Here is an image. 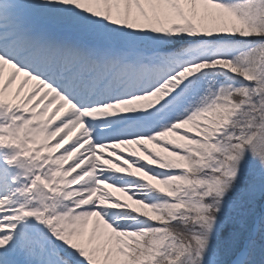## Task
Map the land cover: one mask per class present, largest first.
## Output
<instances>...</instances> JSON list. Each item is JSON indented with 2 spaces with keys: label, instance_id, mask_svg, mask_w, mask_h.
I'll return each instance as SVG.
<instances>
[{
  "label": "snow or ice",
  "instance_id": "6c2138e0",
  "mask_svg": "<svg viewBox=\"0 0 264 264\" xmlns=\"http://www.w3.org/2000/svg\"><path fill=\"white\" fill-rule=\"evenodd\" d=\"M0 264H264V0H0Z\"/></svg>",
  "mask_w": 264,
  "mask_h": 264
},
{
  "label": "rangeland",
  "instance_id": "374dc122",
  "mask_svg": "<svg viewBox=\"0 0 264 264\" xmlns=\"http://www.w3.org/2000/svg\"><path fill=\"white\" fill-rule=\"evenodd\" d=\"M152 147V145H150ZM110 191L113 192L114 196L119 197L121 200H128L127 196L119 191H116L115 189H110Z\"/></svg>",
  "mask_w": 264,
  "mask_h": 264
}]
</instances>
